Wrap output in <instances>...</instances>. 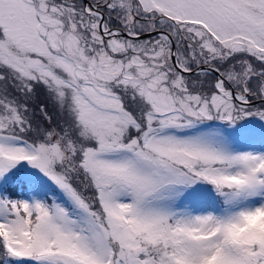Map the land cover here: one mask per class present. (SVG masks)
I'll use <instances>...</instances> for the list:
<instances>
[{"label":"snow or ice","instance_id":"6c2138e0","mask_svg":"<svg viewBox=\"0 0 264 264\" xmlns=\"http://www.w3.org/2000/svg\"><path fill=\"white\" fill-rule=\"evenodd\" d=\"M0 264H264V0H0Z\"/></svg>","mask_w":264,"mask_h":264}]
</instances>
